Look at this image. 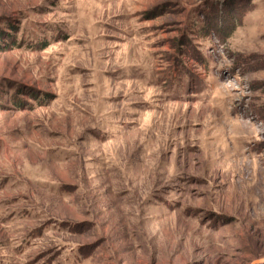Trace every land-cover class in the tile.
<instances>
[{"label": "rangeland", "instance_id": "1", "mask_svg": "<svg viewBox=\"0 0 264 264\" xmlns=\"http://www.w3.org/2000/svg\"><path fill=\"white\" fill-rule=\"evenodd\" d=\"M259 259L264 0H0V264Z\"/></svg>", "mask_w": 264, "mask_h": 264}, {"label": "trees", "instance_id": "2", "mask_svg": "<svg viewBox=\"0 0 264 264\" xmlns=\"http://www.w3.org/2000/svg\"><path fill=\"white\" fill-rule=\"evenodd\" d=\"M236 25L232 26L230 29V32H232L234 30ZM229 37V32L227 34L224 35V38H228Z\"/></svg>", "mask_w": 264, "mask_h": 264}, {"label": "water", "instance_id": "3", "mask_svg": "<svg viewBox=\"0 0 264 264\" xmlns=\"http://www.w3.org/2000/svg\"><path fill=\"white\" fill-rule=\"evenodd\" d=\"M263 262H264V259H259V260L254 261L252 264H261Z\"/></svg>", "mask_w": 264, "mask_h": 264}]
</instances>
